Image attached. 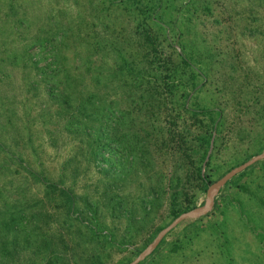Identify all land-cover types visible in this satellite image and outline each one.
<instances>
[{"label":"rangeland","instance_id":"rangeland-1","mask_svg":"<svg viewBox=\"0 0 264 264\" xmlns=\"http://www.w3.org/2000/svg\"><path fill=\"white\" fill-rule=\"evenodd\" d=\"M263 151L264 0H0V264H128ZM141 264H264V160Z\"/></svg>","mask_w":264,"mask_h":264},{"label":"water","instance_id":"water-1","mask_svg":"<svg viewBox=\"0 0 264 264\" xmlns=\"http://www.w3.org/2000/svg\"><path fill=\"white\" fill-rule=\"evenodd\" d=\"M264 160V151L258 155L252 157L249 161L242 163L241 165L234 167L229 172H227L222 178L212 183L207 190V195L205 202L202 206L196 207L190 211L184 212L175 218L167 227L159 231L156 238L130 263L128 264H140L145 261L149 256H151L161 242L167 237V235L172 232L176 227L185 221L192 219L197 220L201 217L210 213L215 205L216 198L218 197L221 189L227 185V183L234 177L244 172L254 164Z\"/></svg>","mask_w":264,"mask_h":264},{"label":"trees","instance_id":"trees-1","mask_svg":"<svg viewBox=\"0 0 264 264\" xmlns=\"http://www.w3.org/2000/svg\"><path fill=\"white\" fill-rule=\"evenodd\" d=\"M195 112H197V113H204V114H211V113H214L216 110L215 109H213V108H205V107H201V106H198V107H196L195 109ZM220 114V113H219ZM218 114V115H219ZM246 171V170H245ZM244 171V172H245ZM244 172H242V173H240L239 175H243L244 174ZM229 183V182H228ZM227 183V184H228ZM211 185V184H210ZM218 198V197H217ZM217 198H216V200H217ZM184 213V212H183ZM182 213H179V214H177V215H175V218H177L179 215H181ZM174 218V219H175ZM196 220H192V219H189V220H187V222H195ZM163 229V228H162ZM162 229H160V231L162 230ZM162 243V242H161ZM156 251V250H155ZM141 264V263H140Z\"/></svg>","mask_w":264,"mask_h":264}]
</instances>
